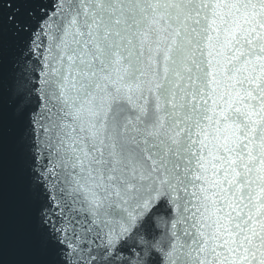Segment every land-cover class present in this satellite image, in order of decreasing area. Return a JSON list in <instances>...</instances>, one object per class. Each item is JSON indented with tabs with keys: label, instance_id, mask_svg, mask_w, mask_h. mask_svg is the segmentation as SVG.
Segmentation results:
<instances>
[{
	"label": "snow or ice",
	"instance_id": "1",
	"mask_svg": "<svg viewBox=\"0 0 264 264\" xmlns=\"http://www.w3.org/2000/svg\"><path fill=\"white\" fill-rule=\"evenodd\" d=\"M0 264H264V0H0Z\"/></svg>",
	"mask_w": 264,
	"mask_h": 264
}]
</instances>
